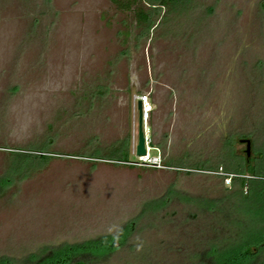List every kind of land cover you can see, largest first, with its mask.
<instances>
[{"label":"rangeland","instance_id":"374dc122","mask_svg":"<svg viewBox=\"0 0 264 264\" xmlns=\"http://www.w3.org/2000/svg\"><path fill=\"white\" fill-rule=\"evenodd\" d=\"M141 7L149 34L111 0H0V260L119 237L87 264H213L249 243L264 264V0ZM138 95L157 105L146 133L179 136L150 137L164 169L104 137L138 134L121 105ZM128 143L130 163L109 160Z\"/></svg>","mask_w":264,"mask_h":264},{"label":"trees","instance_id":"16d2710c","mask_svg":"<svg viewBox=\"0 0 264 264\" xmlns=\"http://www.w3.org/2000/svg\"><path fill=\"white\" fill-rule=\"evenodd\" d=\"M182 0H111V2L122 12H133L135 15V22L138 26H146L147 33L151 30L153 25L151 14L141 7V4L148 3L151 5L159 4L163 7H171L179 4ZM129 35V34H128ZM122 150L118 151V156H113L112 161L121 162L123 164L130 163L129 143L125 146L122 145ZM42 162H47L49 157L45 154L37 155ZM35 157V158H36ZM42 163V164H43ZM167 166V165H166ZM201 170V169H199ZM250 173V171H248ZM242 186L245 185L246 180L242 179ZM119 237L100 239L84 244H78L74 246H65L61 249H55L49 252V254L38 257L31 256L23 264H87L90 261H96L100 258L103 259L108 254L114 252L118 246H115V242H118ZM107 248H105L106 245ZM105 245V246H104ZM117 247V248H115ZM260 246H253L250 243L243 248H237L233 254L228 250L221 253H216L214 250L213 264H253L255 263L256 256ZM236 248V247H235ZM234 248V249H235ZM218 254V255H217ZM0 264H14L10 259L0 260Z\"/></svg>","mask_w":264,"mask_h":264},{"label":"built area","instance_id":"2783aa9c","mask_svg":"<svg viewBox=\"0 0 264 264\" xmlns=\"http://www.w3.org/2000/svg\"><path fill=\"white\" fill-rule=\"evenodd\" d=\"M142 102L143 103V114H144V120H145V132H147V121L149 119L150 113L152 112V106L149 102V95H138L135 96L134 98V102L138 103V102ZM145 136H147V133L145 134ZM146 150H147V154L145 156L142 157H138V161L135 163H131L132 165H137V166H148V167H155L158 169H164L166 168L162 159V155L159 154L158 156H151L150 153L153 152L156 148H154L152 146V140L150 139V137H146ZM157 152L158 149H156ZM137 156V155H136ZM220 175H224L226 177V183L228 185L231 184L233 178H235V175H227V174H223L222 170L219 173Z\"/></svg>","mask_w":264,"mask_h":264},{"label":"water","instance_id":"95a60500","mask_svg":"<svg viewBox=\"0 0 264 264\" xmlns=\"http://www.w3.org/2000/svg\"><path fill=\"white\" fill-rule=\"evenodd\" d=\"M138 112H139V117H138V144L136 147V155L138 157H142L145 156L147 154V150H146V132H145V120H144V114H143V103L142 102H138ZM245 143H247V154H250L251 151V141L250 140H246L243 141Z\"/></svg>","mask_w":264,"mask_h":264},{"label":"flooded vegetation","instance_id":"af4514ba","mask_svg":"<svg viewBox=\"0 0 264 264\" xmlns=\"http://www.w3.org/2000/svg\"><path fill=\"white\" fill-rule=\"evenodd\" d=\"M152 112H153V110H152ZM123 137H139V135L138 134H135V135H133V134H126ZM146 137H179V136H175L174 134L156 135L155 133H151L150 135L147 134ZM246 140H250V139H239L240 144H242L243 146H245V149L243 150L244 157H245L244 158L245 159L244 160L245 161V164H244L243 167L247 170L248 167H252L251 166V160H250V158H251V152L253 151V142H252V140H250L251 141V151H250V154L248 155L247 152H246V150H247V143L243 142V141H246ZM152 144H153V141H152ZM152 146L154 148L158 149V147H156L154 144ZM156 149L154 150L155 152H157ZM158 151H159V149H158ZM222 170H224L223 167H222ZM200 171H207V170L202 169Z\"/></svg>","mask_w":264,"mask_h":264},{"label":"crops","instance_id":"0c3cea01","mask_svg":"<svg viewBox=\"0 0 264 264\" xmlns=\"http://www.w3.org/2000/svg\"><path fill=\"white\" fill-rule=\"evenodd\" d=\"M151 104V106H152V109H153V112H151L150 113V116H149V119H148V125H147V127H148V129L147 130H149V121H150V119H151V117L152 116H154V115H158V113L156 114V104H153V103H150ZM121 105H123V106H126V108H127V110H129V111H131L132 113L130 114L129 113V115H128V117H132V118H136V117H139V112H138V103H125V104H121ZM156 117V116H155ZM124 135H126V134H111V135H109V136H104V137H123ZM122 147V146H121ZM120 150H122V148H120L118 151H120Z\"/></svg>","mask_w":264,"mask_h":264}]
</instances>
